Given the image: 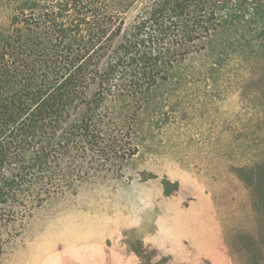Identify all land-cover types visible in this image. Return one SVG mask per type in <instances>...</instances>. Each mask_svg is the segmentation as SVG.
<instances>
[{
	"label": "trees",
	"instance_id": "obj_1",
	"mask_svg": "<svg viewBox=\"0 0 264 264\" xmlns=\"http://www.w3.org/2000/svg\"><path fill=\"white\" fill-rule=\"evenodd\" d=\"M230 94L264 215V0H0V245Z\"/></svg>",
	"mask_w": 264,
	"mask_h": 264
},
{
	"label": "rangeland",
	"instance_id": "obj_2",
	"mask_svg": "<svg viewBox=\"0 0 264 264\" xmlns=\"http://www.w3.org/2000/svg\"><path fill=\"white\" fill-rule=\"evenodd\" d=\"M239 111L230 94L216 124L167 128L128 163V180L47 204L3 236L0 264H264V215L233 167L252 157Z\"/></svg>",
	"mask_w": 264,
	"mask_h": 264
}]
</instances>
